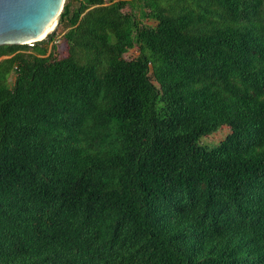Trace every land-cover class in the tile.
<instances>
[{
    "label": "trees",
    "instance_id": "trees-1",
    "mask_svg": "<svg viewBox=\"0 0 264 264\" xmlns=\"http://www.w3.org/2000/svg\"><path fill=\"white\" fill-rule=\"evenodd\" d=\"M68 2L0 46V264H264V0Z\"/></svg>",
    "mask_w": 264,
    "mask_h": 264
},
{
    "label": "water",
    "instance_id": "water-1",
    "mask_svg": "<svg viewBox=\"0 0 264 264\" xmlns=\"http://www.w3.org/2000/svg\"><path fill=\"white\" fill-rule=\"evenodd\" d=\"M65 0H0V46L41 41L51 23L53 34Z\"/></svg>",
    "mask_w": 264,
    "mask_h": 264
},
{
    "label": "rangeland",
    "instance_id": "rangeland-1",
    "mask_svg": "<svg viewBox=\"0 0 264 264\" xmlns=\"http://www.w3.org/2000/svg\"><path fill=\"white\" fill-rule=\"evenodd\" d=\"M68 1L69 0H65L63 3V6L67 3H69ZM114 1H116V0H114ZM70 4H72V7H75V5L77 3L75 2V0H70ZM59 18H60V16H59ZM58 23H59V21H58ZM51 35L54 36V39H53V42L50 43L49 47L53 45V46H55V49H56V51L54 53V63L61 62V61L65 60L68 56V48H67L66 42L62 39V31L60 28L58 29V26H57V29ZM44 39H46V37L43 38L42 40H44ZM137 53L138 52H137L136 48H133L127 52L125 57H126V59H131V58H134L137 55ZM228 133H229V128L226 126H223L214 134L201 138L200 144L206 145V146L217 145L221 140H223L225 138V136Z\"/></svg>",
    "mask_w": 264,
    "mask_h": 264
},
{
    "label": "bare ground",
    "instance_id": "bare-ground-1",
    "mask_svg": "<svg viewBox=\"0 0 264 264\" xmlns=\"http://www.w3.org/2000/svg\"><path fill=\"white\" fill-rule=\"evenodd\" d=\"M54 25H55L54 22L51 23V25L48 27L45 33L41 36V38L46 37L49 34V32L53 29Z\"/></svg>",
    "mask_w": 264,
    "mask_h": 264
}]
</instances>
